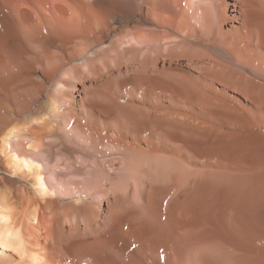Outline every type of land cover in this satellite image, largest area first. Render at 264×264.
I'll use <instances>...</instances> for the list:
<instances>
[{
	"label": "bare ground",
	"instance_id": "1",
	"mask_svg": "<svg viewBox=\"0 0 264 264\" xmlns=\"http://www.w3.org/2000/svg\"><path fill=\"white\" fill-rule=\"evenodd\" d=\"M225 1L0 0V264H65L67 255L123 264L109 251L166 264L176 236L195 226L191 206L180 215L177 195L157 194L144 178L176 172L187 184L193 154L246 173L254 197L223 230L238 242L264 239V152L246 164L232 147L201 157L191 112L180 121L173 107L195 103L183 75L168 72L185 63L264 109L253 87L264 83V0L232 5L240 26L229 35ZM131 195L146 202L139 215L103 216L104 203ZM64 224H82L95 242Z\"/></svg>",
	"mask_w": 264,
	"mask_h": 264
},
{
	"label": "rangeland",
	"instance_id": "2",
	"mask_svg": "<svg viewBox=\"0 0 264 264\" xmlns=\"http://www.w3.org/2000/svg\"><path fill=\"white\" fill-rule=\"evenodd\" d=\"M237 1L239 0L225 1L227 5L226 10L228 20L223 27V32L227 35L232 34L236 27L240 26L235 22L239 21L238 19L240 16L233 12L234 8L231 7L237 3ZM185 65L186 64L184 63L182 67H173L174 69L171 70H169L166 65V70L164 68V71L166 72L168 69V72H174L176 76H178V79L181 77V75H183V78H180L183 81L180 85L190 92L195 100V103L191 104V110L189 108H181V104L179 102H174V109L178 107L176 110L183 115H179L181 118H177V115H173L172 118H177L178 120L182 121V119H184L182 117L185 116L184 112L187 114L191 112L189 113L190 115L186 114V117L190 118V116H193L192 119L190 118V121L193 123H191L193 125L191 127V132L195 140V144H206L205 146H201L205 150L201 149V152L199 151V155L202 154L201 157H210L212 153L217 152L214 151L215 149L223 150V146L232 147L241 150V160H244L243 163L246 164V162L249 160V157L254 158L255 155L260 154V151L263 153V106L261 109V105L258 106L257 104L250 102L246 96L239 93L238 91L235 92L233 89H225L222 84H214L210 81L204 82L199 78V70L196 67ZM161 67L162 66L160 64L159 69H161ZM180 79L178 81H180ZM202 83L207 84L208 87L202 85ZM253 84H255L253 85L255 88L254 91H256L255 94L260 95V97L264 100V89L257 90L258 88L260 89L261 86H264V83L254 80ZM88 86L89 85H87L86 88H89ZM80 96H83V94ZM80 96L76 97L77 101L80 100ZM214 98H216V100ZM204 103L206 105H204ZM211 104L213 106H211ZM262 104L264 105V102H262ZM162 106L164 109L168 108L169 103H163ZM219 107L223 109L220 110ZM194 108L195 110H193ZM213 108L216 111L213 110ZM209 109L212 110L209 111ZM219 111L220 113H217ZM199 122H202L201 128ZM249 124H251V126ZM206 129L208 130L206 131ZM205 133H208L209 135ZM194 136H196L197 139H195ZM208 137L210 139L212 138V141L208 139ZM204 138L206 140H203ZM200 139L204 142L200 141ZM206 142L208 143V146ZM213 145H216V147L219 145L221 147L214 148ZM211 148H214L213 152L211 151ZM209 153L211 155H209ZM214 156L212 155V157ZM195 157L198 158L199 156L197 157L196 154L195 156L193 154L190 158L192 163H190L192 166L189 168L191 176L189 177L187 184L183 183L184 181H182L181 176H179L176 172H172L171 175L164 178L155 177L153 173H149V176L147 175L148 177L144 178L146 183L151 184L154 187V191L157 194L161 196L162 194H166L167 198L176 197L177 195L178 198L176 204L179 205V207L177 206V212H180V215L184 214L183 210L185 204H189L191 206V214L193 216L195 226L190 232H188V234L180 232L178 234L179 236H176L177 238L174 242V251H172L171 255L168 257L166 264H264V239H255L249 243L238 242L229 238L223 230L224 227L229 228L228 223L231 219L232 209H235L236 206L241 207L244 205V203L254 197V190L253 188L249 190L248 185L250 183L244 177V174L246 173L238 171L237 174H235V169L226 167L222 163H217L216 165L214 164L216 163L215 161H212L213 164L210 165H202L200 158H198L197 161ZM192 159L196 160V162L192 161ZM246 159L248 160L246 161ZM240 173H242V176H239ZM114 203H104L101 206V211L103 212L104 217L107 218L110 215V212L114 211L115 208L128 209L131 212L133 211L132 213L134 215H139L138 213H141V208L139 206L141 204H146V202L142 200L137 201L132 197V195L123 197L122 200H118V203ZM225 208L227 210H225ZM252 209H250L249 213L251 211L252 213H257L261 210H256L255 208L253 210ZM250 217L253 216L251 215ZM209 219L211 224H209ZM220 223L222 224V227H220ZM79 227L80 228L75 230V232L74 230H70L69 224H64L67 235L71 232L74 234L77 233V235L87 237L89 239V243L95 242V233H89V231L88 233L85 232L82 224ZM109 253L123 264H135V259L130 255L128 256V254H124L119 251H109ZM140 253L143 255L150 254L149 245L144 244L140 249ZM66 258L67 260L65 264H89L87 260H80L68 255Z\"/></svg>",
	"mask_w": 264,
	"mask_h": 264
},
{
	"label": "snow or ice",
	"instance_id": "3",
	"mask_svg": "<svg viewBox=\"0 0 264 264\" xmlns=\"http://www.w3.org/2000/svg\"><path fill=\"white\" fill-rule=\"evenodd\" d=\"M3 221V216H0V223H2ZM0 246H6L4 245V242H3V232L0 231Z\"/></svg>",
	"mask_w": 264,
	"mask_h": 264
}]
</instances>
